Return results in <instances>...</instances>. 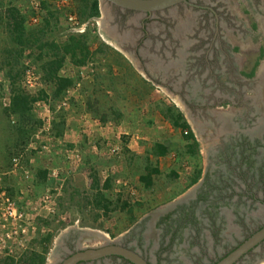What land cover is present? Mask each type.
<instances>
[{
  "label": "rangeland",
  "instance_id": "obj_1",
  "mask_svg": "<svg viewBox=\"0 0 264 264\" xmlns=\"http://www.w3.org/2000/svg\"><path fill=\"white\" fill-rule=\"evenodd\" d=\"M85 2L0 0V264H31L34 255L55 264L60 240L72 231L84 248L118 242L150 215L193 197L208 166L207 149L214 142L203 138V127L194 125L179 97L149 85L108 39L101 21L108 5L98 0L99 17L89 20L82 14ZM237 2L240 21L254 30L257 45L263 44L264 13L257 17L246 1ZM11 10L24 20V39L13 32ZM70 13L86 25L83 33L73 32ZM71 36L84 37L86 56H66L54 76L50 63ZM241 56L250 70L252 56ZM57 77L70 79L71 86L58 93ZM11 83L36 99L34 121L22 134L7 110ZM252 87L257 92L249 98L261 105L264 78ZM177 115L197 146L185 138L188 130L173 125ZM258 195L264 201V193ZM242 213L247 225L232 218L231 245L264 223L261 205L244 206ZM152 231L146 232L147 256L164 234ZM178 250L161 254V264H197L192 262L196 248L190 255H183V245ZM255 253L252 264H264L258 262L264 245ZM248 263L246 258L241 264Z\"/></svg>",
  "mask_w": 264,
  "mask_h": 264
},
{
  "label": "flooded vegetation",
  "instance_id": "obj_2",
  "mask_svg": "<svg viewBox=\"0 0 264 264\" xmlns=\"http://www.w3.org/2000/svg\"><path fill=\"white\" fill-rule=\"evenodd\" d=\"M244 1L255 16H263L264 0ZM104 4L108 7L101 21L108 39L133 60L149 85L179 97L194 125L203 127V138L214 142L207 149L208 166L194 196L167 213L150 215L113 244L138 252L150 264H161V254L177 255L182 245L183 255L196 248L192 262L216 264L264 226L260 223L231 245L232 218L245 228L243 207H264L258 195L264 193V87L262 96L258 93L261 105L249 98L257 92L252 83L264 78V40L257 45L254 30L240 21L237 0H188L153 14ZM246 52L254 61L248 71L241 56ZM158 228L164 234L147 256L146 232ZM78 234L62 237L55 264L86 249ZM254 254L247 255L251 264ZM79 264L130 263L109 256Z\"/></svg>",
  "mask_w": 264,
  "mask_h": 264
},
{
  "label": "trees",
  "instance_id": "obj_3",
  "mask_svg": "<svg viewBox=\"0 0 264 264\" xmlns=\"http://www.w3.org/2000/svg\"><path fill=\"white\" fill-rule=\"evenodd\" d=\"M82 14L87 19H95L99 17V3L98 0H86V2L83 4V10ZM10 19L13 21V32L17 34V37L19 39H24L25 32H24V20L20 13L16 10H11ZM22 44V41H21ZM61 56L57 57V61H53L50 63V67L52 68V74L56 76L58 71L61 69L64 59L66 56L70 57H76L80 55L81 57L85 58L86 55H84L87 52V47L84 42V37L79 36L76 37H69L65 43H63L60 47ZM84 61H80V63H83ZM54 78V77H53ZM56 82L58 85V93L61 91L67 89L69 86H71L72 82L70 79L67 78H56ZM11 99H10V105L8 107V112L11 116H14L16 118L17 126L16 131L17 133H24V127L25 125L30 121H34L32 115H31V108L33 103L36 102L35 98L30 97L29 95L25 94L24 92H21L19 90L15 89V84L11 83ZM168 116V115H165ZM173 125L175 127L181 128L183 131L188 130V134L186 135L187 140H191L195 146H197V143L195 142V138L190 131V128L188 124L183 120V117L181 115H177L173 117L172 119ZM196 182V181H195ZM50 239L51 237L48 236ZM36 257H33L31 259V264H45V257L41 255H34Z\"/></svg>",
  "mask_w": 264,
  "mask_h": 264
},
{
  "label": "water",
  "instance_id": "obj_4",
  "mask_svg": "<svg viewBox=\"0 0 264 264\" xmlns=\"http://www.w3.org/2000/svg\"><path fill=\"white\" fill-rule=\"evenodd\" d=\"M102 3H108L120 9L132 10L137 13L153 14L167 9L174 8L180 4L188 3V0H101ZM264 245V226L241 243L225 258L216 264H241L247 255L255 252L257 248ZM109 256H117L130 264H150L138 252L122 246L120 244H107L98 248H86L81 250L65 261L62 264H79L92 262ZM264 262V257L258 259V262Z\"/></svg>",
  "mask_w": 264,
  "mask_h": 264
},
{
  "label": "built area",
  "instance_id": "obj_5",
  "mask_svg": "<svg viewBox=\"0 0 264 264\" xmlns=\"http://www.w3.org/2000/svg\"><path fill=\"white\" fill-rule=\"evenodd\" d=\"M61 5L66 4V0H59ZM38 4H35V10H37ZM67 20L75 33H83L85 30V24H80L79 19L75 16V14L67 15Z\"/></svg>",
  "mask_w": 264,
  "mask_h": 264
},
{
  "label": "bare ground",
  "instance_id": "obj_6",
  "mask_svg": "<svg viewBox=\"0 0 264 264\" xmlns=\"http://www.w3.org/2000/svg\"><path fill=\"white\" fill-rule=\"evenodd\" d=\"M104 39H106V38H104ZM106 41H108V40H106Z\"/></svg>",
  "mask_w": 264,
  "mask_h": 264
}]
</instances>
